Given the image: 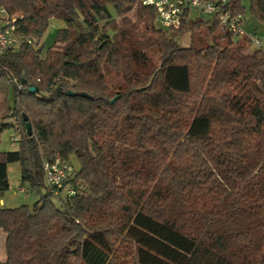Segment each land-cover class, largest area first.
Listing matches in <instances>:
<instances>
[{
	"label": "trees",
	"instance_id": "16d2710c",
	"mask_svg": "<svg viewBox=\"0 0 264 264\" xmlns=\"http://www.w3.org/2000/svg\"><path fill=\"white\" fill-rule=\"evenodd\" d=\"M204 1L245 13L243 0ZM248 2L264 26V0ZM1 10L20 20L0 56V138L6 120L20 130L0 152V196L18 164L37 200L0 207V264H264L263 50L192 13L165 31L141 0ZM51 20L65 27L44 49ZM56 158L75 191L59 200L43 175Z\"/></svg>",
	"mask_w": 264,
	"mask_h": 264
},
{
	"label": "built area",
	"instance_id": "2783aa9c",
	"mask_svg": "<svg viewBox=\"0 0 264 264\" xmlns=\"http://www.w3.org/2000/svg\"><path fill=\"white\" fill-rule=\"evenodd\" d=\"M143 7L153 8L157 15L158 26L165 31H175L181 26L185 13L200 15L204 18H210L217 21L218 25L226 33L238 38L248 36L251 43L255 46L260 45L257 38L248 35L242 24V17L233 14L231 11H225L220 3H210L204 0H141ZM20 18H8L4 11H0V56L12 52L19 46V40L15 35L16 24ZM28 43H30L28 41ZM10 144L18 143V138L12 137ZM73 168L67 163L56 158L52 162L43 164V175L46 186L51 190L54 199L59 200L64 196H74L75 191L67 187L66 183L72 176ZM15 193L28 195L29 190L16 186Z\"/></svg>",
	"mask_w": 264,
	"mask_h": 264
},
{
	"label": "rangeland",
	"instance_id": "374dc122",
	"mask_svg": "<svg viewBox=\"0 0 264 264\" xmlns=\"http://www.w3.org/2000/svg\"><path fill=\"white\" fill-rule=\"evenodd\" d=\"M243 6L245 9V13L242 17L243 28L248 35L257 38L260 42L259 47L252 45L250 47V50L261 49L264 51V26L259 24L258 21H256L250 14L248 0H243ZM64 27L65 25L62 22L51 20L45 35L43 36L42 40H40V45L43 46L44 49H47L50 46H52L55 40L57 30L62 29ZM176 41L181 47H188L191 42V37L189 36V34H185L183 36L178 37ZM0 102L2 103L0 113H2L6 109V104L3 102L2 97H0ZM5 123H7V125L13 124L14 129L10 128L2 133L0 138L1 153L13 152L18 148V143L11 145L9 139L12 137L19 138L20 129H18V125L16 121L10 119V120H6ZM73 165L76 167L77 163H75L74 161ZM8 183H9V190L3 196H0V200L2 201L0 207L18 208L23 205L31 207L37 200L36 195L32 192H30L28 195L15 193L14 188L16 186H19L20 184V168L18 164L9 165ZM4 259H5V235L0 230V263Z\"/></svg>",
	"mask_w": 264,
	"mask_h": 264
},
{
	"label": "water",
	"instance_id": "95a60500",
	"mask_svg": "<svg viewBox=\"0 0 264 264\" xmlns=\"http://www.w3.org/2000/svg\"><path fill=\"white\" fill-rule=\"evenodd\" d=\"M30 91L33 92L34 90L31 89ZM67 95L70 96V97H73L75 94H74V93H71V92H67ZM79 96H80V97H87V95H85V94H83V93L80 94ZM115 100H116V98L113 99V100L111 101V103L115 102ZM27 129H28V132H29V129H30V128H29V125H27Z\"/></svg>",
	"mask_w": 264,
	"mask_h": 264
},
{
	"label": "crops",
	"instance_id": "0c3cea01",
	"mask_svg": "<svg viewBox=\"0 0 264 264\" xmlns=\"http://www.w3.org/2000/svg\"><path fill=\"white\" fill-rule=\"evenodd\" d=\"M8 171H9V167H8ZM0 204H2V201L0 200ZM9 209H11V208H9ZM5 261V259L2 261V262H4Z\"/></svg>",
	"mask_w": 264,
	"mask_h": 264
}]
</instances>
